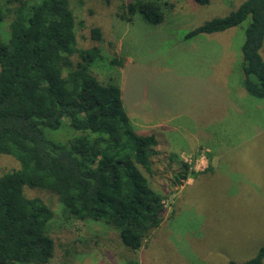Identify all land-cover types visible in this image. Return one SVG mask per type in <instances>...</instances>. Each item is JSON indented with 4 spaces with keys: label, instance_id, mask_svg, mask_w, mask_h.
Returning a JSON list of instances; mask_svg holds the SVG:
<instances>
[{
    "label": "rangeland",
    "instance_id": "rangeland-1",
    "mask_svg": "<svg viewBox=\"0 0 264 264\" xmlns=\"http://www.w3.org/2000/svg\"><path fill=\"white\" fill-rule=\"evenodd\" d=\"M126 1L70 0L85 25L76 27V46H91L89 28H100L96 44L104 60L93 66V73L100 80L118 77L123 107L137 132L157 139L148 178L164 195L162 221L140 248L131 249L117 229L102 221L68 218L56 193L28 187L27 196L41 198L53 211L48 232L54 253L45 264H228L250 259L264 245V97L249 95L241 83L240 46L247 20L224 31L183 37L242 0L202 5L160 0L172 7L163 9L164 19L156 25L138 13L131 22L119 19L117 8ZM6 31L7 20L0 25L1 35ZM260 54L264 56V41ZM113 57L122 60L120 66L109 63ZM76 133L67 120L58 129H43L44 137L60 142ZM16 165L13 157L0 155V172ZM185 165L186 178L174 183V173Z\"/></svg>",
    "mask_w": 264,
    "mask_h": 264
},
{
    "label": "trees",
    "instance_id": "trees-1",
    "mask_svg": "<svg viewBox=\"0 0 264 264\" xmlns=\"http://www.w3.org/2000/svg\"><path fill=\"white\" fill-rule=\"evenodd\" d=\"M207 4L209 0H194ZM160 0H127L116 16L131 22L136 13L149 24L164 19ZM0 155L17 165L0 172V264H45L54 253L48 232L52 209L26 188L56 193L66 217L102 221L118 230L121 241L138 249L161 221L164 195L151 186V157L157 139L137 132L127 115L118 77L100 80L93 66L104 60L96 44L100 28H89L94 43L76 46L75 30L85 28L70 0H0ZM243 27L241 83L249 95L264 97V0H242L184 33H215ZM76 57V60L72 57ZM109 63L121 65L115 57ZM62 120L76 134L64 142L44 137ZM174 173V183L186 177ZM264 245L244 261L261 264Z\"/></svg>",
    "mask_w": 264,
    "mask_h": 264
},
{
    "label": "crops",
    "instance_id": "crops-1",
    "mask_svg": "<svg viewBox=\"0 0 264 264\" xmlns=\"http://www.w3.org/2000/svg\"><path fill=\"white\" fill-rule=\"evenodd\" d=\"M201 173H202V172H201ZM185 178H186V177H185ZM192 181H193V180H192ZM192 181H191V182H192ZM191 182H190V183H191ZM188 185H192V184H188ZM186 186H187V185H186Z\"/></svg>",
    "mask_w": 264,
    "mask_h": 264
}]
</instances>
